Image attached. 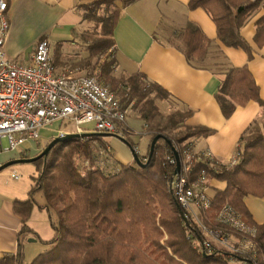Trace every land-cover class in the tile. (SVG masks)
Wrapping results in <instances>:
<instances>
[{
    "label": "trees",
    "instance_id": "1",
    "mask_svg": "<svg viewBox=\"0 0 264 264\" xmlns=\"http://www.w3.org/2000/svg\"><path fill=\"white\" fill-rule=\"evenodd\" d=\"M118 1L121 6L117 5ZM133 1L92 0L84 5V19L97 24L94 47L101 53L115 45L114 29L122 7ZM263 2L190 0L189 8L205 9L216 23L222 44L243 48L251 55L252 47L243 36L242 28ZM102 9L105 14L100 12ZM164 40L182 51L192 66L224 74L216 98L226 117H230L239 105L251 100L260 103L262 116L242 134L235 154L236 163L210 162L202 157L203 152L196 153L186 142L209 136L213 130L204 125L189 124L191 110L173 109L168 115L162 114L157 101L168 99L169 93L161 85L143 73L117 77L113 75L116 59L107 60L101 69L103 82L124 97L123 108L132 100L136 101L134 109L137 118L148 128L150 143L166 129L180 128L177 136L166 135L170 142L160 139L150 159V150L140 155L127 134L124 139L147 163L144 167L115 161L111 148L96 143L103 140V136L72 138L56 144L46 159L35 161L39 175L33 177L29 198L16 202V210L22 217L18 250L15 254L0 257V264L25 263L24 244L33 232L28 221L37 204L35 194L40 192L45 198L41 208L48 213L53 211L56 221L51 222L53 237L43 240L51 248L38 254L30 264H232L234 256L245 264H264V223L253 222L245 203L249 195L264 196V100L260 88L247 66L225 69L217 66L215 62L222 59L220 45L208 38L194 22L171 28ZM255 42L260 47L264 45V15L257 20ZM53 61L56 65L54 58ZM88 64L91 65L90 60ZM178 144L185 145L178 149ZM174 149L182 163L191 154L192 177L205 170L209 179L226 182L225 188H214V193L210 191L213 203L206 212L210 225L220 226L216 222L217 214L224 204H231L248 223L258 228L255 255H236L219 249L217 245L213 253L201 251L198 245L203 239L201 231L195 223L188 225L183 220V209L170 190L177 166ZM21 157L29 155L22 154ZM86 160L92 164L97 161L100 166L83 170Z\"/></svg>",
    "mask_w": 264,
    "mask_h": 264
},
{
    "label": "crops",
    "instance_id": "2",
    "mask_svg": "<svg viewBox=\"0 0 264 264\" xmlns=\"http://www.w3.org/2000/svg\"><path fill=\"white\" fill-rule=\"evenodd\" d=\"M91 1L9 0L7 15L10 29L6 38L8 56L27 64L37 44L43 39L49 41L52 55L57 50L66 52L70 44H73L78 29L87 21L84 19V5ZM189 2L190 0H134L122 7L114 29L116 70L121 75L143 73L149 80L161 85L169 93V98L163 100L167 102L169 110H191L193 114L188 119L189 124L204 125L213 130L209 136L193 139V150L196 153L211 151L221 163H229L236 154L242 134L262 116L260 103L251 100L245 105H239L230 117H226L216 98L224 74L192 66L182 51L168 45L164 39L171 28H181L187 22L198 24L206 36L221 47L222 59L215 64L222 69L247 66L264 100V45L260 47L255 42L257 20L264 15V2L250 15L242 28L243 36L252 47L251 55L243 48L222 44L218 39L216 23L210 14L203 8L190 9ZM117 3L121 6L120 1ZM130 119L134 122L142 121L139 118ZM128 126L134 129L129 122ZM56 132L57 130L51 134L44 129L40 136L43 138L41 144L37 141L30 142L31 145H25L24 150L0 153V165L12 159L23 158L22 154L35 156L57 137ZM136 135L137 132H134L130 138ZM103 137H107L103 140L111 145L115 161L121 164L136 163L132 149L121 138L111 135ZM148 142L150 143V136ZM12 173H17L19 178L12 177ZM35 175L30 174L21 184L22 176L16 169H12L9 176L16 183L6 180V188L0 187V257L15 254L18 250L22 217L16 210V202L29 198ZM210 184L213 189H223L226 186V182L215 178L210 179ZM245 203L253 222L263 224L264 196L249 195L245 198ZM43 205L37 203L33 208L28 221L33 232L26 238L29 243L24 244L25 251L33 252L36 249L35 245H30L34 241L29 238L38 240L41 237L42 224L39 218L44 216V212H48L41 208Z\"/></svg>",
    "mask_w": 264,
    "mask_h": 264
},
{
    "label": "built area",
    "instance_id": "3",
    "mask_svg": "<svg viewBox=\"0 0 264 264\" xmlns=\"http://www.w3.org/2000/svg\"><path fill=\"white\" fill-rule=\"evenodd\" d=\"M8 8L9 0H0V153L24 150L26 142L37 141L42 130L54 124H59L57 137L94 131L125 138L130 132L129 108H123L110 88L95 76L76 75L68 70L58 72L47 39L37 44L27 64L8 56ZM63 125L72 127L64 130ZM4 138L7 146L3 144ZM102 154L106 152L102 151ZM202 157L219 162L211 151L203 152ZM236 161L235 155L228 164L233 165ZM190 171L191 154L182 163L180 172L171 179L170 190L187 220L201 231L203 239L198 243L201 251L213 253L217 245L236 255H255L257 226L248 223L227 203L216 217L220 226L212 227L206 214L213 203L209 177L205 170L197 177H192ZM12 177L19 178V175L12 173ZM235 259L234 256L231 261Z\"/></svg>",
    "mask_w": 264,
    "mask_h": 264
},
{
    "label": "rangeland",
    "instance_id": "4",
    "mask_svg": "<svg viewBox=\"0 0 264 264\" xmlns=\"http://www.w3.org/2000/svg\"><path fill=\"white\" fill-rule=\"evenodd\" d=\"M100 12L105 14V11L103 9L100 10ZM96 25H97L96 22L87 19V21H84V25H82L78 29L77 35L74 36L75 38H74L73 44H70V48L67 49L66 52L60 53V56H58L59 50H57L54 53L53 58L56 62V67L58 69V72H63L65 70H68L76 75L95 76L101 83L105 84L104 83L105 81L103 82L101 78V75H102L101 69L105 61L107 60L112 61V59L115 58L116 48H115V45H111V47L109 48L107 52L101 53L98 50V48L94 47V44H95L94 35L96 31ZM91 48H94V50L93 51L90 50ZM88 60L91 61V65L88 64ZM113 75L117 77L123 76L120 73H118L116 69L114 70ZM105 85H107L110 88V90L116 95V97L121 101V104L124 106L125 105L124 97L118 92V90L113 91L111 85L109 84H105ZM135 104H136V101L132 100L129 104H127V106H125L126 108H129L128 122L131 124V126H133L134 129H136L135 131L134 129H132L130 132H128V135H129L128 138L130 137L131 134H133L134 132H137L136 136L129 138V139H131V141L135 145L138 146L136 149L137 152L140 155H143V154H147L148 153L147 151L150 150V148L148 149V146H149V142H148L149 135L147 134L148 128L143 126L144 125L143 121H140V120H136V122H134L133 120L131 121L130 118H134V120L137 119V111H135L134 109ZM157 104L160 107L159 108L160 112L164 115H168L169 113L173 111V109L169 110V108L167 107V102L157 101ZM181 111H184V110H181ZM71 127H72L71 125L67 127L66 125H63L62 129L66 130V129H70ZM57 128H58V125L54 124L51 128H47L46 131L48 132L50 131V133L52 134V133H55ZM179 130L180 128L176 130L166 129L163 135L165 136L169 135V136L174 137V136H177V132H179ZM85 133H94V131H86ZM104 138H107V137H103V139ZM191 141L192 140H189L186 142L187 144L189 143L188 146L190 147H191ZM37 142L41 144L43 142V138L40 137L37 140ZM96 143L98 145L107 146L111 148V145L105 140H100V142L97 141ZM3 144L4 146L8 145L6 138L3 139ZM24 145L30 146L31 143L26 142ZM183 145L178 144V149L183 147ZM150 147H151V143H150ZM145 160H147V158H145ZM181 165H182V162H181ZM98 166H100V164L97 161L92 164L90 160H86L83 162L82 168L83 170L86 168L95 169ZM36 167L37 166L35 162H31V163H18V164H14V165H11L3 169L2 171H0V187L2 189L6 188V180L12 182V184L16 183V181L13 178H11V176H9V173L12 169H16L19 172V174L22 176L23 180H21L20 182L22 184L23 183L22 181H24L25 179H28L30 177V174H36L35 176L39 175V171L37 170ZM28 171H30V173H28ZM209 185H210V188H209V193H210V191H214L213 187H211L210 179H209ZM35 199L38 204L43 205L45 203L44 195L41 192L35 194ZM43 215L44 216H40L41 218H39V221L42 224L40 226V236L41 237L38 240L36 239V241H34L32 244H30V245H35L36 247L35 251L33 252L25 251V263L24 264H30L32 260L38 254L45 252L51 248L49 243H46L43 240H50L53 237L54 230H53L51 222L56 221V215L53 211L51 213L44 212ZM232 235L235 236L236 234L233 233ZM25 243H29V242L26 241ZM231 263L232 264H245L244 262H242V260L240 261L237 258L233 260V262Z\"/></svg>",
    "mask_w": 264,
    "mask_h": 264
},
{
    "label": "water",
    "instance_id": "5",
    "mask_svg": "<svg viewBox=\"0 0 264 264\" xmlns=\"http://www.w3.org/2000/svg\"><path fill=\"white\" fill-rule=\"evenodd\" d=\"M92 135H97V136H108L109 134L108 133H100V132H94V133H82V134H79V133H71V134H67L66 136L64 137H55L54 139H52L46 146L45 148L37 155L35 156H32V157H25V158H18V159H12L6 163H3L0 165V171H2L3 169L11 166V165H14V164H18V163H31V162H35L36 160L40 159V158H47L49 152L51 151V149L58 143H61V142H64L68 139H72V138H81V137H87V136H92ZM160 139H165L167 140L168 142H170V140L167 139V137L165 135H162V134H159L157 136L154 137L152 143H151V147H150V156L149 158L151 159L152 156H153V153H154V150H155V145L156 143L160 140ZM122 140L129 145V142L122 138ZM133 152V155H134V159L136 161V163L141 166V167H144L147 165V163H144L141 158L138 156V153L135 151V150H132ZM174 152H175V156H176V159H177V166H176V169H175V174H178L181 170V162H180V156H179V153L176 149H174ZM182 217H183V220L189 225L190 222L187 220V218L184 216V214H182ZM30 241H35L36 238H30L29 239Z\"/></svg>",
    "mask_w": 264,
    "mask_h": 264
}]
</instances>
